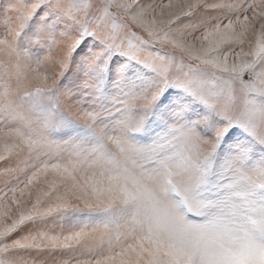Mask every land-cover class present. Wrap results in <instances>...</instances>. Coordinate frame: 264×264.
I'll return each instance as SVG.
<instances>
[{
    "label": "snow or ice",
    "instance_id": "snow-or-ice-1",
    "mask_svg": "<svg viewBox=\"0 0 264 264\" xmlns=\"http://www.w3.org/2000/svg\"><path fill=\"white\" fill-rule=\"evenodd\" d=\"M0 264H264V0H0Z\"/></svg>",
    "mask_w": 264,
    "mask_h": 264
}]
</instances>
